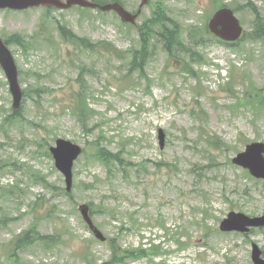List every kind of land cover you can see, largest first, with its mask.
<instances>
[{
  "label": "rangeland",
  "instance_id": "1",
  "mask_svg": "<svg viewBox=\"0 0 264 264\" xmlns=\"http://www.w3.org/2000/svg\"><path fill=\"white\" fill-rule=\"evenodd\" d=\"M121 1L132 12L142 2ZM224 5L244 27L235 45L206 33ZM157 7L181 24L183 45L170 53L155 37L131 75L139 30L116 13L0 9L24 90L15 112L0 66V264H254L253 244L264 251V227L220 229L231 211L264 214V180L232 162L264 142V0H149L138 24ZM61 26L122 54L73 44ZM58 138L84 148L71 192L50 150Z\"/></svg>",
  "mask_w": 264,
  "mask_h": 264
},
{
  "label": "water",
  "instance_id": "2",
  "mask_svg": "<svg viewBox=\"0 0 264 264\" xmlns=\"http://www.w3.org/2000/svg\"><path fill=\"white\" fill-rule=\"evenodd\" d=\"M148 0H144L143 4ZM90 6L93 8H101L103 10H115L125 22L136 23L138 13L132 14L127 11L119 2L100 4L89 0H0L1 8H11L16 10H25L28 8L39 6H54L60 9H68L73 5ZM142 4V5H143ZM209 28L216 35L228 41H236L242 35L243 28L239 19L234 15L232 9L224 7L218 10L209 22ZM0 65L4 69L7 79L10 84V90L13 93V107L19 110L23 99V91L19 82V71L15 58L0 36ZM165 132L160 129L159 139L161 146L165 144ZM51 151L56 160L57 168L64 174L67 183V190L71 191L73 187V165L75 160L81 155L82 148L80 145L73 143L70 140L58 139L57 146L52 147ZM234 163L249 168L253 175L259 178H264V143L254 142L247 146L245 152L239 153L234 159ZM84 219L89 223L90 227L95 232V235L105 241L104 234L94 225L90 207L86 204L80 206ZM264 226V215L250 217L244 213L231 211L228 216L222 221L220 228L223 231H240L248 232L250 227ZM262 250L256 244L253 245L252 260L254 264H264Z\"/></svg>",
  "mask_w": 264,
  "mask_h": 264
},
{
  "label": "trees",
  "instance_id": "3",
  "mask_svg": "<svg viewBox=\"0 0 264 264\" xmlns=\"http://www.w3.org/2000/svg\"><path fill=\"white\" fill-rule=\"evenodd\" d=\"M95 1H104V0H95ZM48 9L47 11H49ZM140 48H137L133 52L132 59L130 61V65L125 73V75H131L134 73V70H139L141 72L145 71L146 61L148 60L151 53V42L159 36L162 41H164V46L170 53L174 51L176 46H182V41L180 39V27L178 23L168 16L167 12L160 7H158L152 18L146 19L139 27ZM60 33L62 37L66 40L73 42L84 49L91 51H98L99 49L110 52L114 55L120 56L122 51L119 50L115 45L110 43L109 41H100L99 43H94L88 38H81L68 28L61 26L59 27ZM264 30V27H263ZM15 41L20 42L19 36H14ZM157 39V38H155ZM9 117L7 120H9ZM218 140H215L214 143H217ZM107 150H110L106 147H102ZM111 162L118 160V153H113L109 157ZM106 165H110L108 162H104ZM157 249V246H155ZM113 263H117L116 260H120L117 258L115 254L111 259ZM122 261V260H120Z\"/></svg>",
  "mask_w": 264,
  "mask_h": 264
}]
</instances>
